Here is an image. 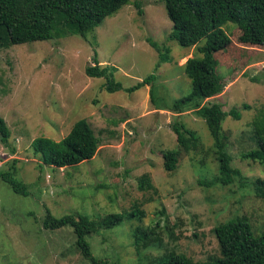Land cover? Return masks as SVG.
Here are the masks:
<instances>
[{
	"label": "rangeland",
	"instance_id": "obj_1",
	"mask_svg": "<svg viewBox=\"0 0 264 264\" xmlns=\"http://www.w3.org/2000/svg\"><path fill=\"white\" fill-rule=\"evenodd\" d=\"M140 1L143 13L132 1L106 17L89 40L71 34L0 49V116L11 129L9 146L0 137V169L16 160V178L27 189V195L16 193L0 178V264H92L77 248L71 227H44L48 210L56 218L128 214L135 205L144 210L141 220L129 217L86 236L93 255L108 264H155L173 249L204 259L218 252L214 228L234 216H248L255 235L264 232V199L252 184L264 176V166L242 158L257 147L253 120L264 108V48L241 44L239 29L225 26L232 43L218 69L226 87L207 100L221 103L227 112L239 109L241 118L228 115L222 126L232 165L244 179L207 185L202 180L218 174L219 162L203 118L158 108L149 84L134 92H110L105 78L86 73L97 51L101 64L116 67L115 79L125 88L155 73L159 100L174 101L190 92L184 66L189 57L200 55L198 48L170 39L173 22L164 0ZM149 38L168 60L161 61ZM80 119H87L101 138L92 159L59 168L33 151L36 137L61 140ZM176 120L197 131L204 149L183 151L178 167L168 171L163 153L178 147L172 128ZM143 179L150 184L146 188ZM139 225L156 228L149 244L136 243L133 233Z\"/></svg>",
	"mask_w": 264,
	"mask_h": 264
},
{
	"label": "trees",
	"instance_id": "obj_2",
	"mask_svg": "<svg viewBox=\"0 0 264 264\" xmlns=\"http://www.w3.org/2000/svg\"><path fill=\"white\" fill-rule=\"evenodd\" d=\"M135 2L143 13L140 0H0V49L10 48L15 44L50 40L79 34L89 40L102 21L117 13L124 5ZM167 13L173 22L170 39L177 40L182 46L198 48V56L189 57L185 62V74L190 79L191 90L188 94L174 100H159L156 96V74H150L130 87L115 79L116 67L101 64L95 52L93 63L86 67L90 77L105 78L104 88L110 92L125 90L134 92L151 85V100L177 113L194 112L208 125L214 140V150L219 162L218 174L210 180H202L207 185H229L236 179H244L241 171L232 165V156L228 150V137L222 123L228 115L240 119L237 107L229 112L218 102L208 98L222 93L226 87L219 72V63L223 53L232 43L226 25L234 24L239 29L241 44L262 46L264 48V0H164ZM161 56V61L168 58L161 47L148 39ZM244 107L248 108V105ZM172 128L177 135L178 147L164 151V167L174 171L178 167L180 154L192 150L201 151L204 143L196 130L187 128L181 120H176ZM254 138L257 147L242 153L243 159H250L264 166V108L253 120ZM11 129L5 118L0 116V137L4 145L9 146ZM101 138L96 134L87 119L76 121L70 132L61 140L47 136L36 137L32 148L36 154H42L44 163L59 168L78 165L92 159L99 151ZM12 152H15L13 147ZM16 160L8 169H0V178L8 182L16 193L27 195L25 184L16 178ZM152 181V180H151ZM141 187H148L149 182L141 180ZM152 184V182H151ZM256 196L264 199V176L252 182ZM145 211L138 205L128 214L110 213L101 218H90L80 213L66 214L56 218L48 210L44 220L46 229L55 230L66 226L73 229L76 246L85 259L92 264H108L104 259L93 255L86 236L99 233L122 223L126 218L137 217L141 220ZM253 224L248 216H234L220 222L216 231L218 252L209 254L204 259L171 250L160 256L155 264H264V232L255 235ZM136 243L149 244L155 238L154 226L144 228L141 225L134 230Z\"/></svg>",
	"mask_w": 264,
	"mask_h": 264
}]
</instances>
